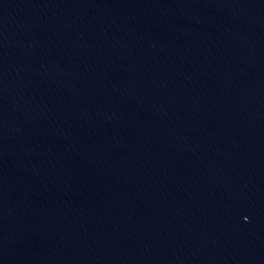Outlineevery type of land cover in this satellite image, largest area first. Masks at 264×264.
<instances>
[{
    "label": "water",
    "instance_id": "1",
    "mask_svg": "<svg viewBox=\"0 0 264 264\" xmlns=\"http://www.w3.org/2000/svg\"><path fill=\"white\" fill-rule=\"evenodd\" d=\"M0 264H264V0H0Z\"/></svg>",
    "mask_w": 264,
    "mask_h": 264
}]
</instances>
